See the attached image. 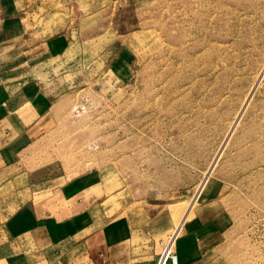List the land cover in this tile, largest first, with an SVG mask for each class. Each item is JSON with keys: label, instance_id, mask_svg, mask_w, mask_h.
<instances>
[{"label": "rangeland", "instance_id": "obj_1", "mask_svg": "<svg viewBox=\"0 0 264 264\" xmlns=\"http://www.w3.org/2000/svg\"><path fill=\"white\" fill-rule=\"evenodd\" d=\"M11 76L36 121L27 168L84 192L70 239L48 260L12 241L14 264H113L117 243L177 264H264V0H0ZM24 192L0 194L3 220ZM212 201L217 228L185 241ZM93 234L103 259L79 239Z\"/></svg>", "mask_w": 264, "mask_h": 264}, {"label": "crops", "instance_id": "obj_2", "mask_svg": "<svg viewBox=\"0 0 264 264\" xmlns=\"http://www.w3.org/2000/svg\"><path fill=\"white\" fill-rule=\"evenodd\" d=\"M8 78L0 79V194L18 196L24 188L27 198L23 202L18 200V204L16 203L13 211L4 220L0 213V264H14L8 256V251L15 247H7L12 241L17 243L16 248L22 251L31 248L38 257L48 260L50 245L61 244L70 239L69 234L78 225L83 211V186L77 180L61 183L64 176H51L48 167L27 168L24 152L33 144L30 132L36 121H31L28 114L23 113V98L27 96L28 91L21 90L22 87L17 85L23 83L24 76ZM14 85V89L9 88ZM223 215V207H220L217 201L200 205L195 212V221L199 226L185 241L193 242L202 227L211 226L212 230L217 228V222H220ZM79 239L83 240L84 245L96 247L102 259L105 257L102 234ZM126 253L125 250L120 252L119 243L112 245L109 256L111 262L159 264L161 258V255L154 254L150 260V256L134 257L129 252ZM176 255L179 263L180 255ZM170 257L171 255L168 256L166 264H173Z\"/></svg>", "mask_w": 264, "mask_h": 264}, {"label": "built area", "instance_id": "obj_3", "mask_svg": "<svg viewBox=\"0 0 264 264\" xmlns=\"http://www.w3.org/2000/svg\"><path fill=\"white\" fill-rule=\"evenodd\" d=\"M171 255L170 259L172 261L173 264H177L178 263V257L176 254H172L167 253L166 255L162 254L160 260H159V264H166V262L168 261V256Z\"/></svg>", "mask_w": 264, "mask_h": 264}]
</instances>
